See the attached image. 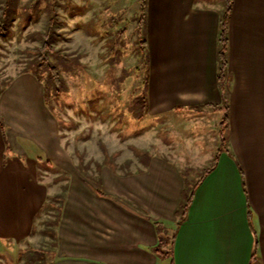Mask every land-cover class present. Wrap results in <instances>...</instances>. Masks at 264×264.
Returning a JSON list of instances; mask_svg holds the SVG:
<instances>
[{"label":"crops","instance_id":"0c3cea01","mask_svg":"<svg viewBox=\"0 0 264 264\" xmlns=\"http://www.w3.org/2000/svg\"><path fill=\"white\" fill-rule=\"evenodd\" d=\"M224 1L147 0V115L228 109L227 148L186 218L177 217L186 181L179 154L140 145L124 165L87 169L82 155L66 153L44 85L24 70L0 79V252L35 233L48 196L41 165L53 164L67 181L55 264H157L155 222L177 229L176 264H249L254 254L264 264V0H232L226 98L216 58ZM33 146L42 152L35 159Z\"/></svg>","mask_w":264,"mask_h":264},{"label":"rangeland","instance_id":"374dc122","mask_svg":"<svg viewBox=\"0 0 264 264\" xmlns=\"http://www.w3.org/2000/svg\"><path fill=\"white\" fill-rule=\"evenodd\" d=\"M139 7L140 0H0V79L27 70L41 80L66 153L82 155L87 169L95 171L97 161L104 160L124 165L139 156L142 145L152 152L179 154L174 158L190 191L222 145L223 112L136 116L141 105L133 104L143 96L148 68L142 64L143 49L135 30ZM50 21L51 43L59 54L49 55V60L61 71L60 85L51 82L45 66L37 65L43 44L39 33L47 31ZM5 85L0 82V92ZM37 151L33 146L32 158L42 154ZM54 166L41 165L48 169V196L46 204L41 203L35 233L25 243L0 252V264H55L54 234L67 181L61 178L60 183ZM32 198L31 207L37 206V196Z\"/></svg>","mask_w":264,"mask_h":264},{"label":"trees","instance_id":"16d2710c","mask_svg":"<svg viewBox=\"0 0 264 264\" xmlns=\"http://www.w3.org/2000/svg\"><path fill=\"white\" fill-rule=\"evenodd\" d=\"M224 9L220 13L219 18V32L217 38V50H216V58L218 63V73H217V80L219 83V87L224 94V97H227V73H228V51H229V17L231 11L232 0H225L224 1ZM7 6V5H6ZM5 6V7H6ZM146 9H147V0H140V7L138 11V16L136 19V34L137 38L140 39L139 45L141 47L143 57H144V64L143 66H148V52H147V45H146ZM5 15L4 13L1 16ZM53 18H51L52 20ZM53 24L52 21L49 22V27L47 31L39 33V37L42 38L43 44L39 48L38 63L37 65L40 67L45 66L49 73V78L51 82L54 84L60 85L63 83V78L61 76L60 69L49 60V55L56 56V51L51 43L52 34L54 31L52 30L51 25ZM50 40V41H49ZM59 54V53H57ZM65 57L68 55L63 54ZM148 68H147V75L144 76L142 79V86H143V96L140 95L133 104V107L141 105V110H137L136 116L138 118H142L148 111ZM223 112V117L220 122V133H221V143L222 145L218 148L214 158L211 160L209 166L205 167L202 171V174L198 180L195 181L193 186L191 187L190 191L188 190V184L185 181V186L182 192V198L180 201L179 208L177 210V217L180 221L186 218L187 212L189 207L193 201L194 194L204 180V178L212 171L218 164L219 155L220 153L227 148V143L229 142L228 135L225 132V128H228V109L227 106H223L221 108ZM226 134V135H225ZM157 233H158V243L153 248V252L156 255L158 262L157 264H176L175 263V241L177 236V229L170 228L163 222H155ZM249 264H257L256 262V255L254 254L251 258Z\"/></svg>","mask_w":264,"mask_h":264}]
</instances>
